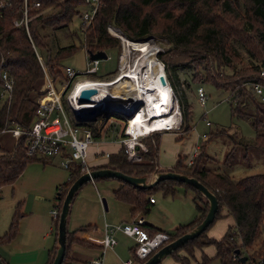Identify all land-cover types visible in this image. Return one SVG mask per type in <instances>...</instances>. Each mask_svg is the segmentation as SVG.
<instances>
[{"label": "trees", "instance_id": "16d2710c", "mask_svg": "<svg viewBox=\"0 0 264 264\" xmlns=\"http://www.w3.org/2000/svg\"><path fill=\"white\" fill-rule=\"evenodd\" d=\"M23 1L11 0L3 11V17L0 18V92L4 86L2 78L4 72L13 80L10 98H2L0 95V132L14 125L22 128L31 126L36 116L38 99L45 91L41 86L45 80L46 69L61 85L67 79L62 60L79 47L75 43L57 45L55 50L50 47L49 39L56 29H65L68 37L72 35L79 37L80 47L87 53L100 50L108 52L116 48L120 51L122 46L119 37L108 31L111 25L120 28L129 39L146 40L152 35H162L168 40L170 49L160 51L159 57L165 62L166 75L176 94H179L182 120L186 124L185 127L182 124L181 131L190 129L187 118L192 105L187 89L191 88L193 82H211L218 89L229 93L232 114L249 119L256 134L251 142L230 134L233 146L227 152L223 164L229 168L234 167L239 161L237 152L239 148L243 149L244 154L240 157L245 160L250 159L251 150H256L255 148L264 150V101L257 100V93L253 88L254 82L264 85V76L260 73L259 63H256L257 59L264 63V0H100L101 4L92 22L85 27L81 23L73 32H70V25L74 16L80 15V8L86 4L85 0H28L30 18L28 30L25 25L17 27L13 23L14 18L23 17ZM38 1L41 4L36 7L34 2ZM41 48L47 50L46 57L42 56ZM181 74L190 78L181 81ZM104 113L107 112L99 116ZM116 116L121 119L120 122L125 121L121 114L117 113ZM103 119L104 117L100 120L101 124L94 120L74 121L76 124L91 127L93 136L97 138L109 135L110 130L116 127ZM123 125L119 131L117 130L115 140L123 135ZM215 133L210 131L205 134L208 141ZM152 137V140H149L150 136L144 139L149 142L147 150L141 151L142 160L130 162L123 144L118 141L120 143L118 151L110 153L107 162L91 169L110 167L130 175H149L154 171H162L158 167V151L162 136L153 134ZM0 149H3L1 145ZM37 156L27 154L26 136H22L15 143L12 151L3 149L0 153V187L18 178L24 172L27 163L40 159ZM212 158L213 156L208 155L203 149L190 163L180 156L175 167L166 170L197 177L215 193L219 207L212 224L223 216L224 208H228L234 215L236 223L230 226L220 239L207 235L212 225L210 224L207 230L182 247L188 248L191 252L197 245L214 242L215 257L220 259L221 264H254L264 256V170L235 179L227 170L206 166L207 161ZM68 169L70 170L68 181L60 184L58 188L60 191L57 200L60 202L57 206L56 228L68 189L76 178L86 172L79 162L71 163ZM104 179L115 178L104 177L94 181ZM118 181L121 184L113 190L114 198L128 203L133 215L136 212L149 214L153 202L150 197L155 198L153 196L155 192L161 191L164 195L175 194L180 185L194 192L198 215L190 222L177 226L173 232L169 231L171 238L168 241L195 228L208 212L207 198L182 181H160L148 189L133 186L120 179ZM16 216L20 218L21 214ZM18 217L14 218L9 230L0 235V242H9L17 235L20 220ZM146 225L145 222V228ZM147 229L150 233L160 231L158 228ZM77 232V230L67 232V248L62 264H76L78 259L70 258L75 242L88 247L94 246L85 239L75 237ZM56 245L57 243L52 249V257L48 264L53 262ZM182 247L170 254H175ZM237 249L240 253H236ZM152 254L137 264H143ZM243 255L247 256L246 261H242ZM1 258L10 264L2 256ZM180 258L182 264H189V258L186 256ZM203 263H209V258L205 257Z\"/></svg>", "mask_w": 264, "mask_h": 264}, {"label": "rangeland", "instance_id": "374dc122", "mask_svg": "<svg viewBox=\"0 0 264 264\" xmlns=\"http://www.w3.org/2000/svg\"><path fill=\"white\" fill-rule=\"evenodd\" d=\"M84 9H87V5L85 4L84 6H81L80 12L84 11ZM81 23L82 18L80 15L74 16V20L70 25V32H73L76 28L80 27ZM108 31H110L109 28ZM110 33L113 36L119 37L112 31H110ZM119 39L121 41L120 37ZM129 40H133L142 45L139 49L132 45V50L135 49L140 52H144V50L148 48L154 49V51L159 50V52L163 50L168 51L171 47L166 37L162 35H152L146 38L147 41L143 40L146 42H141V40L137 41L132 38ZM49 43L50 47L54 50L57 45L65 46L70 43H75L79 48L74 53L65 57L62 60V63L64 66L72 65L79 73H83L86 70L87 52L83 47H80L79 37H73V35L68 37V34L65 33V29H56L54 34L49 39ZM122 50L123 47L120 51L118 48L109 50L108 58H101V63L96 73L79 74L76 79L84 80L86 78H92L101 80L111 78L118 70L117 58ZM139 51L133 52L136 55L137 53H140ZM40 52L42 56L46 57L47 50L45 48H41ZM157 55L159 60L163 61L159 57V53ZM256 63H259L260 68L264 67V63L261 60L257 59ZM46 72L49 73L48 69L45 71V80L41 86L43 89L47 81ZM188 78L190 77L181 74V81H186ZM198 85H202V87L207 91V98L204 104L201 103L198 97ZM56 86L57 88L61 86L57 80ZM172 90L174 92V98L177 99L179 103V94H176L173 87ZM66 93L68 94V92ZM67 94L63 97V105L67 111L68 119L74 124L75 121L72 117L71 108H69L66 101ZM187 95L189 96L190 105H192L191 113L187 118V123L190 129L187 131H166L163 135H161L162 137L158 151L159 165H162L161 163L164 162V160L169 159L175 161L180 156L186 158L185 160L193 159L196 154L202 152L204 149L208 155L213 156L212 159L207 161L206 166L219 170H227L235 179H239L241 176L247 174H256V172L264 170V150L259 148L251 150L249 160H245L240 157L244 154V151L239 148L237 151L239 152V161L235 163V166L229 168L227 165L223 164V160L225 159L227 152L233 146V140L231 139L230 134L235 137L239 136V138L241 137L245 141L250 142L254 140L256 135L249 119L232 114L231 99L229 98V93L226 90L218 89L211 82H193L191 84V88L187 89ZM256 97L258 101H261L258 95H256ZM116 115L117 114L115 113H104V115L98 116L97 120L94 122L101 124L100 120L104 117L103 120L109 125L112 123L116 125L114 130L110 131L117 132V130L119 131L121 129L124 121L122 120L123 122H120L121 119ZM57 116L62 120L64 119V116L60 111L54 113L52 118H56ZM184 125L186 126L185 122H183V126ZM224 129L226 132H223ZM218 130L219 132H217ZM210 131L216 133L208 141L207 136L204 134L209 133ZM3 135L8 136L9 141L12 142V144L14 143V138L11 136V133L1 131L0 139L2 143H4L2 139ZM152 136L153 135H150L151 138H149V140L153 139ZM149 140L147 142L144 140L146 148ZM96 146H98L96 143H92L88 148L89 155L87 163L89 164H91L93 160H108V156L106 155L95 156V154L92 153ZM58 156L30 161L25 166L23 170L24 172L18 178H16L12 183H5L0 187V232L2 235L9 230L14 218L18 217L16 214H21V217H18V219H20L17 229L18 235H16L17 237L15 236L17 242L12 243L14 244V248L12 250L13 253L16 248H18L15 245H20L19 247L22 246L25 249L30 248V239L37 233L34 226V222L36 220L41 221L43 224L50 223L52 221L53 216L51 214V210L57 205V196L60 191V189H58L60 186L59 184L62 183L64 179L66 180L70 173L69 169L61 164V159ZM119 182L120 181L117 179L98 180L94 181V183L89 181V183L84 184L77 191L68 214L69 218L67 225L68 230L78 231L74 235L75 237L80 239L85 238L92 241L93 244L102 245L104 240L103 228L105 221L113 222L114 215H117L118 217L122 216V218L129 217V204L117 201L113 198V190L119 187ZM104 197L107 199L108 205L110 204L111 206L110 210H104L102 199ZM154 197L158 198L159 201H162L165 198L167 199V202L169 200L168 196L163 197L159 192L154 193ZM157 205L158 204L152 205L151 209L155 210ZM31 211H33V213H31ZM153 213H155V216L160 217L163 220H166L167 218V215L165 216L164 213L157 211H153ZM22 214L26 215L22 217ZM83 227L87 228L81 229ZM229 227L228 217L219 218V220L217 219L211 225L207 233H214V235H210V237L219 239L220 235H225L227 233ZM117 240L118 245L115 250H117L118 253H115V250H109L105 258L106 264H123L124 258L128 256V245H134L132 239L122 232L118 234ZM10 242L11 241L7 243ZM18 250L21 249L18 248L17 251ZM73 251L75 253V257H78L79 260H83V258L85 259L89 256L100 255L101 247H88L75 242L72 247V252ZM72 252L70 254V258L74 259ZM123 252L127 255L125 256V253ZM215 254L216 244L214 242H212V244L197 245L191 252H189L188 248L182 247V249L178 250L175 254H167V256L159 264H182V260H180V257L182 256L189 258V264H204L203 261L205 257L209 258V263L206 264H221L220 259L215 257ZM79 260L76 261V264H85L83 261Z\"/></svg>", "mask_w": 264, "mask_h": 264}, {"label": "built area", "instance_id": "2783aa9c", "mask_svg": "<svg viewBox=\"0 0 264 264\" xmlns=\"http://www.w3.org/2000/svg\"><path fill=\"white\" fill-rule=\"evenodd\" d=\"M11 0H0V18L3 17V11L7 8ZM87 9L80 13L82 25H88L94 19V15L101 4L100 0H85ZM24 13L22 18H14L15 26H24L28 30V0H24ZM41 3L34 2L38 7ZM109 30L117 34L121 38V46L123 50L118 56V70L114 76L108 79H92L77 80L79 74L96 73L99 69L100 59H92L87 53V67L83 73H79L72 65L64 66V74L66 80L57 88L56 81L48 72H46L45 91L38 99V106L35 119L31 126L22 128L19 125L2 129V132L11 133L18 141L22 136L27 138V154L45 155L47 157L62 156L61 164L68 168L71 163L79 162L82 168L89 169L87 163L88 148L92 143L121 142L124 150L128 155L130 162L142 160L141 151L147 148L144 139L153 134H163L165 131H179L182 128L183 120L181 106L178 100L174 98L171 83L168 84L172 92L167 100L152 103L147 99L148 89L144 82V73L146 66L144 64L143 52L135 49L126 50L129 44V38L118 27L109 26ZM140 41V40H137ZM147 41V40H146ZM141 40V42H146ZM128 46V45H127ZM133 51H139L135 53ZM159 50L156 52L158 58ZM41 56H39V59ZM159 60V58H158ZM161 61V60H160ZM165 67V62H163ZM166 68V67H165ZM260 73L264 76V67ZM4 80L3 90L0 92L2 98H10V91L13 88V80L8 77L7 72L3 73ZM159 81L161 82L160 78ZM91 82V84H86ZM134 82V83H133ZM81 84L80 87L77 86ZM83 84V85H82ZM86 84V85H84ZM133 84L136 87H133ZM86 87L97 88L96 94L92 96L91 101L80 102V92ZM106 89L110 95L101 92ZM253 88L262 101H264V85L260 82H254ZM77 89V91H75ZM198 97L202 104L206 102L207 91L202 86L197 87ZM68 92V94L66 93ZM71 108L72 117H76L87 108H100L102 106L115 107V114L119 113L124 117L123 135L118 140L111 139L102 141L93 136L92 128L89 126H79L71 123L67 117V111L63 105V97ZM118 108V109H117ZM60 111L64 119L60 117L52 118V115ZM106 112V111H105ZM77 120V119H76ZM161 120L163 122H161ZM95 121V120H94ZM157 123V124H155ZM205 135V134H204ZM206 136V135H205ZM109 156L110 153L106 152ZM152 201L155 198L150 197ZM53 217H58V208L51 210ZM145 219L143 216L136 217L133 221L120 223H109L105 221L104 240L100 255H93L88 259L87 264H106V253L110 249H114L118 245L116 237L117 232H123L132 237L135 241V247L132 254L123 260V264H137L140 260H145L154 251L161 248L171 238L168 231H157L150 233L144 226ZM253 262V261H252ZM254 264H264V256Z\"/></svg>", "mask_w": 264, "mask_h": 264}, {"label": "crops", "instance_id": "0c3cea01", "mask_svg": "<svg viewBox=\"0 0 264 264\" xmlns=\"http://www.w3.org/2000/svg\"><path fill=\"white\" fill-rule=\"evenodd\" d=\"M117 61H118V58H117ZM118 64H119V61H118ZM74 124H76V122ZM77 125H79V124H77ZM79 126H81V125H79ZM117 134H118V132L111 131L109 135H104L103 137H97V139H99L101 141L103 139H106V140L107 139L108 140L117 139V137H116ZM163 134H161V135H163ZM11 136L14 138L13 144H12V142L9 141L8 136L3 135L2 139H3L4 143H2V141L0 139V141H1L0 145L3 147V149L12 151L15 143L18 142V140L13 135H11ZM5 141L6 142L8 141V142L6 143ZM96 145H98V146H96V148L92 151V153H94L95 156L106 155V152H108V153L116 152V151H118V149L120 147L119 142L115 143V142H109V141H103V143H98ZM3 149H0V153L2 152ZM37 157H39L40 159L52 158V157H47L45 155H42V156L39 155ZM58 157L60 159H62V156L59 155ZM96 158H98V157H96ZM177 160H178V158H177ZM177 160H175V161L169 160V159L164 160V162L161 163L162 165H159V162H158V167H160V169H162V170L174 168L175 167L174 165L176 164ZM104 162H107V160H103V161H94L93 160L92 163L91 164L88 163V165H89V168L91 169V167L101 165ZM190 162H191V159H189L188 163H190ZM69 172H70V170H69ZM69 176H70V173H69ZM68 179H69V177L66 180L64 179V181L60 184L65 183L66 181H68ZM90 182L94 183V181H90ZM119 184H121V183L119 182ZM159 193H161V195L163 197L168 196L169 200L167 202V199L165 198L162 201H159V199L155 197L156 199H155V201L152 202L151 207H152V205L158 204L157 208L155 210H152L150 207V211L148 212L149 214L146 215V214H143L140 212H136L133 215V213L130 212L131 207L129 205V213L130 214H129L128 218H122V216L118 217L117 215H114L113 216L114 221L109 222V223H120V222H126V221H133L136 217L143 216L145 219V222L147 224L146 225L147 228L148 227L150 229L151 228H158V229L163 230V231L173 232L177 228V225L179 226L181 224H186V223L190 222L191 220H193L196 217V215H198L196 204L194 202V192L192 190L186 188L185 186L180 185L175 194H165L164 195L161 191H159ZM153 196H154V194H153ZM113 198H114V195H113ZM117 201H119V200H117ZM59 202H60V200L57 201V205L54 208H56L58 206ZM124 203H126V202H124ZM110 208H111V206L109 204L108 210H110ZM153 211L164 213L165 216L167 215L166 220H163L160 217L155 216V213H153ZM223 211H224V213H223V216L221 218H223V217L227 218L228 217L229 226L234 225L236 223L234 215L230 213L228 208H224ZM31 213H33V211H31ZM22 215H23L22 217H24L26 214H22ZM56 218L57 217H52V221L50 223H44L43 224L41 221H37V220L34 222L35 231L37 233L30 239V242H29L30 248L29 249H25L22 246L19 247L20 245L19 246L15 245L16 247H18L21 250L17 251L18 248H16V250L13 253L12 250L14 248L13 247L14 244H12V243L17 242V239H15L17 237L16 236V237H14L13 240H11L10 243L0 242V255L10 264H21V263L48 264L50 262L51 257H52L51 256L52 255V249L55 247V243H57V236H58L57 232L58 231H57V228H56L57 226H56V222H55ZM104 226H105V224H104ZM104 232H105V229H104ZM121 232H117L116 237ZM0 235H2L1 232H0ZM207 235L210 237V235L212 236V235H214V233L209 232V233H207ZM223 235H220L219 239ZM126 236H128V235H126ZM128 237H130V236H128ZM130 238L132 239V242L134 245L133 246L128 245V250H129L128 256H126L127 254L125 252H123V253H125L126 258L132 254V249L136 245L134 239L132 237H130ZM85 240H87L89 243L91 242L93 244L92 241H89L88 239H85ZM93 245L94 246H92V247H98L99 246L102 248V245H96V244H93ZM115 248L110 249V250L114 251ZM114 252L118 253L117 250H115ZM72 256L75 259L79 260L78 257H75L74 251L72 252ZM125 256H123V257H125ZM90 258L91 257L89 256V257H87L85 259L83 258V260H79V261H83L85 264H87L88 259H90Z\"/></svg>", "mask_w": 264, "mask_h": 264}, {"label": "water", "instance_id": "95a60500", "mask_svg": "<svg viewBox=\"0 0 264 264\" xmlns=\"http://www.w3.org/2000/svg\"><path fill=\"white\" fill-rule=\"evenodd\" d=\"M90 57L92 59H100L101 58H108V53L105 50H100L97 52H90ZM166 67V64H165ZM164 67V68H165ZM165 72H162L160 75L161 83L168 84L167 76ZM80 102H87L92 100V96L97 92V88L95 87H86L81 90L80 92ZM118 109V108H117ZM107 113H114L116 111L115 107H108L102 106L100 108H87L86 110L82 111L76 119L80 122H87L88 120H95V118L101 115L103 112ZM115 178L117 180H123L133 186H137L143 189H148L153 187L154 185L158 184L160 181L165 180H175V181H182L187 185L192 186L193 188L197 189L203 196H205L209 202V208L206 216L204 219L195 226V228L185 232L182 236L177 237L171 241H168L166 245L159 248L156 252L152 254V256L143 264H157L161 262L167 254H170L174 250L182 247L185 243L190 240L197 238L202 232L207 230L210 224L214 221L217 210L219 207L218 197L215 193L210 190L202 181H200L197 177L190 176L186 173L176 172L173 170H162V171H154L149 173V175H130L125 173L122 170H116L110 167L98 168V169H88L86 172L81 174L78 178H76L71 187L68 189L64 201L60 211V220L58 224V236H57V250L56 254L53 258L52 264H62L65 253H66V237H67V222L69 218V212L71 209V204L73 203V198L76 192L87 182L94 181L97 178ZM103 205L104 210H108V201L104 197ZM236 253H240V250L237 249ZM247 256L243 255L242 261H246ZM0 264H7L5 263L1 256H0Z\"/></svg>", "mask_w": 264, "mask_h": 264}, {"label": "bare ground", "instance_id": "6f19581e", "mask_svg": "<svg viewBox=\"0 0 264 264\" xmlns=\"http://www.w3.org/2000/svg\"><path fill=\"white\" fill-rule=\"evenodd\" d=\"M128 45V46H127ZM126 45V50L129 51L132 49V45H134L137 49L141 48L142 45L139 43H136L133 40H129V44ZM156 52L154 49H146L143 52L144 55V64L146 66V70L144 73V82L143 85L146 86L148 89V97L147 99L149 102L155 103L157 101L161 100H167L170 98L172 92L170 90L169 84H163L159 81L160 75L162 72H165L163 61L158 60L156 56ZM134 83V82H133ZM86 84H91V82H87ZM84 84V85H86ZM83 85V84H82ZM81 84L77 86L80 87ZM133 87H136L135 84H133ZM77 91V89H75ZM101 92L107 93V95H110L109 92H106V89H102ZM161 122H163L161 120ZM157 124V123H155Z\"/></svg>", "mask_w": 264, "mask_h": 264}]
</instances>
